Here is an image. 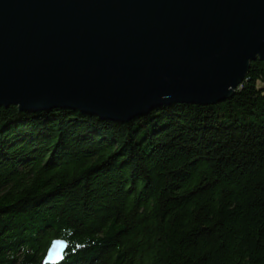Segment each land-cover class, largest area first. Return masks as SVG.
Returning <instances> with one entry per match:
<instances>
[{"label": "trees", "instance_id": "trees-1", "mask_svg": "<svg viewBox=\"0 0 264 264\" xmlns=\"http://www.w3.org/2000/svg\"><path fill=\"white\" fill-rule=\"evenodd\" d=\"M264 264V63L216 106L127 125L0 108V264Z\"/></svg>", "mask_w": 264, "mask_h": 264}, {"label": "water", "instance_id": "water-1", "mask_svg": "<svg viewBox=\"0 0 264 264\" xmlns=\"http://www.w3.org/2000/svg\"><path fill=\"white\" fill-rule=\"evenodd\" d=\"M264 63V0H0V108L127 125L230 99ZM67 250L53 240L43 264Z\"/></svg>", "mask_w": 264, "mask_h": 264}]
</instances>
